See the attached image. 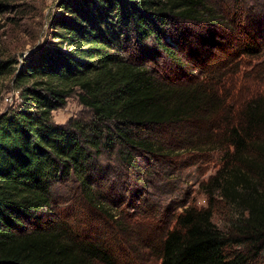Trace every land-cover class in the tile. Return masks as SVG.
I'll return each instance as SVG.
<instances>
[{"label": "trees", "instance_id": "obj_1", "mask_svg": "<svg viewBox=\"0 0 264 264\" xmlns=\"http://www.w3.org/2000/svg\"><path fill=\"white\" fill-rule=\"evenodd\" d=\"M61 9L63 14L51 22V42L37 46L19 69L17 58L0 59V77L12 75L21 99L0 113V264H124L113 251L123 245L119 226L124 224L118 223L108 244L83 237L68 223H43L44 214L52 213L54 185L77 182L85 199L110 218L102 192L91 182L103 175V157L139 170L138 157L162 161L180 148L208 147L222 153L219 169L204 186L209 205L186 206L176 216L160 238L159 264L260 261L264 94L249 98L237 112L225 109L223 127L214 119L226 99L206 84L207 74L192 79L183 71L188 79L182 82L114 50L120 34L128 37L132 31L146 53L180 60L175 28L184 22H217V6L208 0H62ZM249 19L254 43H264V18ZM258 53L244 43L242 54ZM75 89L92 119L59 124L53 110ZM170 128L206 134L170 142L164 136ZM217 198L234 210L225 225L215 218ZM30 221L36 223L31 230Z\"/></svg>", "mask_w": 264, "mask_h": 264}, {"label": "rangeland", "instance_id": "obj_2", "mask_svg": "<svg viewBox=\"0 0 264 264\" xmlns=\"http://www.w3.org/2000/svg\"><path fill=\"white\" fill-rule=\"evenodd\" d=\"M61 2L0 0L3 4L0 9V59L17 58L19 69L37 46L51 42V22L63 14ZM208 2L217 6V22H184L178 26V30H174V44L177 45L175 48L180 60L169 61L166 55L159 58L146 53L142 46L136 44L135 32L132 31L128 37L120 34L122 41L114 50L125 59L146 63L150 69L158 68L162 73L168 71L181 81L188 79L183 71L192 79L203 78L207 74L206 84L217 89L221 99H226V104L214 119L215 124L225 127V109L237 112L249 98L264 94V43H254L249 22L251 16L264 18V0ZM261 39L264 40V37ZM247 41L258 49L257 56L242 54ZM22 52L27 56L21 57ZM162 54L164 52L160 51ZM79 94L80 90L75 89L61 108L53 110L57 123L87 122L92 119L90 108L81 102ZM20 102L12 75L0 77V113ZM191 130L194 133L187 134L188 129L181 131L170 128L164 136L171 138L170 142L179 140L182 143L205 137V132L201 134L203 129H200V135H196L194 128ZM188 149L180 148L175 156L163 158L162 161L138 157L137 161L141 164L139 170L128 169L127 165L113 159L107 160V156L101 159L103 175L110 174L106 177L98 175L91 182L96 191L102 192L101 200L117 222L89 203L77 182L65 181L54 185L52 213L44 214L43 223L50 220L68 223L83 237L110 240L107 242L110 244L113 230L120 222L126 228L125 231L119 226L123 245L113 248L120 260L124 264H159L160 238L173 227L176 216L184 207L209 205L204 186L220 167L219 155L222 153L218 150H211L210 147L205 151ZM216 200V221L225 225L230 215L234 217V210L218 198ZM35 224L30 221L26 226L31 230ZM253 264H264V257Z\"/></svg>", "mask_w": 264, "mask_h": 264}, {"label": "water", "instance_id": "obj_3", "mask_svg": "<svg viewBox=\"0 0 264 264\" xmlns=\"http://www.w3.org/2000/svg\"><path fill=\"white\" fill-rule=\"evenodd\" d=\"M20 56L21 57H25V56H27L24 52H22V53H20Z\"/></svg>", "mask_w": 264, "mask_h": 264}]
</instances>
